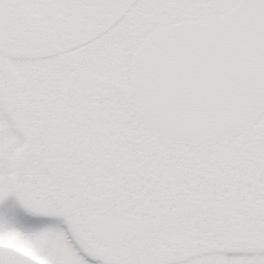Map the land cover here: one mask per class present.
Returning <instances> with one entry per match:
<instances>
[{
	"label": "snow or ice",
	"instance_id": "obj_1",
	"mask_svg": "<svg viewBox=\"0 0 264 264\" xmlns=\"http://www.w3.org/2000/svg\"><path fill=\"white\" fill-rule=\"evenodd\" d=\"M0 264H264V0H0Z\"/></svg>",
	"mask_w": 264,
	"mask_h": 264
}]
</instances>
